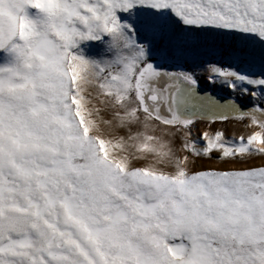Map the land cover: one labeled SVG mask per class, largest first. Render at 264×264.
<instances>
[{
    "label": "snow or ice",
    "instance_id": "obj_1",
    "mask_svg": "<svg viewBox=\"0 0 264 264\" xmlns=\"http://www.w3.org/2000/svg\"><path fill=\"white\" fill-rule=\"evenodd\" d=\"M0 264H264V0H0Z\"/></svg>",
    "mask_w": 264,
    "mask_h": 264
},
{
    "label": "rangeland",
    "instance_id": "obj_2",
    "mask_svg": "<svg viewBox=\"0 0 264 264\" xmlns=\"http://www.w3.org/2000/svg\"><path fill=\"white\" fill-rule=\"evenodd\" d=\"M202 127L203 126H197V128H202ZM217 127H222L227 136H232L233 134L239 135L243 131V128L241 126L233 125L231 123L224 126L217 125Z\"/></svg>",
    "mask_w": 264,
    "mask_h": 264
},
{
    "label": "bare ground",
    "instance_id": "obj_3",
    "mask_svg": "<svg viewBox=\"0 0 264 264\" xmlns=\"http://www.w3.org/2000/svg\"><path fill=\"white\" fill-rule=\"evenodd\" d=\"M197 126H202V125H199V124H198Z\"/></svg>",
    "mask_w": 264,
    "mask_h": 264
}]
</instances>
